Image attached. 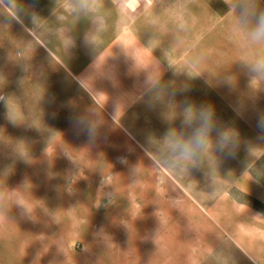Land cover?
<instances>
[{
    "label": "rangeland",
    "instance_id": "374dc122",
    "mask_svg": "<svg viewBox=\"0 0 264 264\" xmlns=\"http://www.w3.org/2000/svg\"><path fill=\"white\" fill-rule=\"evenodd\" d=\"M261 58L228 0H0V264H264Z\"/></svg>",
    "mask_w": 264,
    "mask_h": 264
},
{
    "label": "clouds",
    "instance_id": "9594fccd",
    "mask_svg": "<svg viewBox=\"0 0 264 264\" xmlns=\"http://www.w3.org/2000/svg\"><path fill=\"white\" fill-rule=\"evenodd\" d=\"M256 0H228L230 10H235L239 19L247 30L249 41L254 45H264V11L256 10ZM254 71H264V58L257 60L253 67ZM186 112H191V106L186 108ZM185 118V123L188 122ZM200 125L195 130L193 137L188 141L176 142L174 150L181 159L191 160L200 151L208 147V132L212 128V113L208 110H202L199 114ZM168 133L165 134L167 139ZM228 136L222 137L220 147H228Z\"/></svg>",
    "mask_w": 264,
    "mask_h": 264
}]
</instances>
